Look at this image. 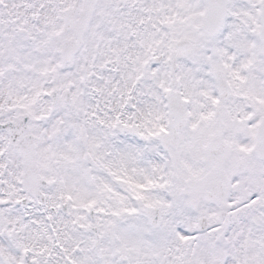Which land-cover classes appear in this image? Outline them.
<instances>
[{"label":"snow or ice","instance_id":"6c2138e0","mask_svg":"<svg viewBox=\"0 0 264 264\" xmlns=\"http://www.w3.org/2000/svg\"><path fill=\"white\" fill-rule=\"evenodd\" d=\"M0 264H264V0H0Z\"/></svg>","mask_w":264,"mask_h":264}]
</instances>
